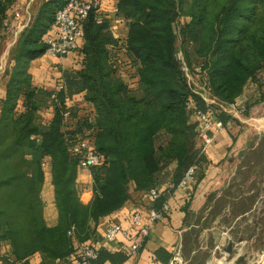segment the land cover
Wrapping results in <instances>:
<instances>
[{
	"label": "trees",
	"instance_id": "1",
	"mask_svg": "<svg viewBox=\"0 0 264 264\" xmlns=\"http://www.w3.org/2000/svg\"><path fill=\"white\" fill-rule=\"evenodd\" d=\"M20 1L0 0V21ZM67 1H43L21 31L7 71L0 103V244L8 243L12 252L0 255V264H30L35 256L39 264H77L76 242L92 244L100 220L124 207L132 192L157 189L170 165L175 164L173 187L153 200L155 209L192 166H198L193 180L204 178L214 164L203 150L195 112L205 101L181 70L178 51L198 79L201 68L223 104L242 105L238 98L250 81L264 93V0H114L125 37L114 36L107 15L98 21L91 11L83 24L79 67L60 68L53 88L36 85L31 63L46 54L44 39L53 36L56 13ZM47 110L49 120L43 117ZM216 115L224 123L230 118L221 110ZM80 141L102 158L88 169L93 199L87 204L77 186L82 154L73 152ZM47 162L58 209L53 227L45 221L41 196ZM263 180L264 137L244 154L232 183L233 198L251 192L248 199L227 202L233 214L252 206ZM97 249L95 264L127 259L122 250ZM156 254L168 263L170 254Z\"/></svg>",
	"mask_w": 264,
	"mask_h": 264
},
{
	"label": "crops",
	"instance_id": "2",
	"mask_svg": "<svg viewBox=\"0 0 264 264\" xmlns=\"http://www.w3.org/2000/svg\"><path fill=\"white\" fill-rule=\"evenodd\" d=\"M34 1L27 0L26 7L23 8L26 1L21 0L16 2L18 6L7 11L9 16L7 18L16 19L19 26L16 36L12 39L14 47L21 31L31 20V5ZM115 4L114 0H105L103 9L111 22L114 36L124 38L127 27L121 17L114 16ZM53 33L54 30H51L50 34ZM73 55L77 57L76 62H78L73 65L70 62L65 63L64 60L67 58L63 56L51 57L45 54L34 60L30 66L34 83L53 88L54 86L46 82L51 70L47 68V64L45 66V62L62 64L64 65L62 69L77 68L81 62V55L79 53L77 55L76 52ZM59 76H61V72H59ZM260 93L262 92L259 88L253 95L244 90L238 101L252 104L254 101L251 97L260 96ZM81 100L82 97L78 96L77 101L81 102ZM70 103L74 104L75 101L72 100ZM255 105L250 106L248 115L237 118V122L232 125L231 129L227 128L218 133L215 141L205 150L214 166L206 170L204 178L198 183L192 180L184 186H179L169 196L170 211L168 216L151 227L150 234L139 253L131 259H126L122 264H165L157 257L156 253L162 249L165 253L170 254L171 259L179 245L181 254L192 264H211V261L222 264L223 260H217L213 253L218 245L220 249L217 250V253L221 252V247H225L224 244L229 238L237 241L243 240L239 252L248 255L247 263L251 262L250 260L260 264L264 262V180L261 183L260 194L248 210L233 214L231 203H227L228 201L238 203V201L248 199L251 194V192L245 193L243 196L233 198L230 192L232 183L236 180L240 170L244 154L255 149L258 145L257 135L264 131V115L259 114L260 111L255 109ZM46 113L49 116L47 120L51 119L52 111L47 110ZM44 170L45 182L41 192L44 201V218L47 225L53 227L58 223V209L55 203L50 162L45 164ZM174 170L175 164L170 165L162 173L161 183L157 187L160 193L168 190V183H170L169 180ZM92 182L90 170L82 169L78 174L77 186L80 189L79 196L83 203H90L93 199V191L90 189ZM153 202L148 193L132 192L130 200L124 207L100 220L97 237L91 239L92 244L96 247L105 246L112 252L119 251L120 245L128 242V238L123 234H118L114 240L105 241L103 238L105 228L112 224H119L128 232L135 233L136 227L131 222L133 212L140 211L145 220ZM189 243L194 246L190 247ZM78 244L79 242H76L77 247ZM11 252L12 248L8 243L0 244L1 256L9 257ZM40 260L39 256H35L31 259L30 264H39ZM104 264L112 263L107 261Z\"/></svg>",
	"mask_w": 264,
	"mask_h": 264
},
{
	"label": "built area",
	"instance_id": "3",
	"mask_svg": "<svg viewBox=\"0 0 264 264\" xmlns=\"http://www.w3.org/2000/svg\"><path fill=\"white\" fill-rule=\"evenodd\" d=\"M105 0H68L67 3L57 11L55 21L53 24L54 34L44 39L47 44L46 54L51 57L66 56L72 52L78 51L81 48V42L84 36L83 24L91 11L99 15L98 21L106 18L103 9ZM18 6V3H15ZM113 12H117V8H113ZM0 27L4 30L10 31L16 27L14 22L7 19L0 21ZM176 59L181 64V70L187 75L189 81H194V76L187 66L182 51L176 53ZM197 73L201 78L197 79V83L190 82L194 86V91L199 94L205 101L203 109H198L195 112V119L197 120V130L200 135L203 150L209 147L218 133L225 127L231 124V120L238 115H242L247 111L244 105H238L236 102L232 104H223L219 102L212 94L206 77L201 68H197ZM199 77V76H198ZM264 83V80H263ZM63 86L59 85L58 89ZM226 105V106H225ZM216 106L219 108L216 109ZM226 107L231 108L227 110ZM216 110H221L230 115L227 122L221 121L217 115ZM232 117V118H231ZM239 117V116H238ZM73 152L81 155L80 167L89 169L91 166H97L102 163V158L94 152L93 147L86 141H80L73 148ZM198 166H192L186 173L184 179L179 186H184L194 179ZM169 187H173L169 183ZM92 190V186H90ZM152 200L159 198L160 192L157 189H152L149 193ZM170 211V204L168 201L159 209L151 207L147 217L143 218L140 211L136 210L131 216V222L136 227L135 233H130L119 224H112L105 228L103 238L105 241L114 240L118 234H123L128 238V242L122 243L120 250H122L127 259L136 256L140 249L144 246L147 237L150 234L151 227L163 220ZM73 232L70 231L69 233ZM220 249L218 245L216 251ZM77 264H95L94 261L98 258V249L95 245L86 242L79 243L76 250ZM168 264H189V261L181 254V251H175Z\"/></svg>",
	"mask_w": 264,
	"mask_h": 264
},
{
	"label": "rangeland",
	"instance_id": "4",
	"mask_svg": "<svg viewBox=\"0 0 264 264\" xmlns=\"http://www.w3.org/2000/svg\"><path fill=\"white\" fill-rule=\"evenodd\" d=\"M43 1L44 0H35L34 1V3L31 5V15H34L36 13V11L40 7V5L43 3ZM26 3H27V0H26L25 4L23 5V8L26 7ZM10 17L12 18L13 16H10ZM14 18H15V14H14ZM7 20H9L11 22H14L15 25H16V27H13L10 31H7V29L4 30L5 33L1 34V36H0V103H1V99L4 97V93H5V83H6V80H7V71L13 65L12 58H13V55H14V50H15L14 48L15 47L12 44V41H13L12 39L14 38V36H16L15 34L18 32V27H19L18 24H17L18 21L16 19L15 20H12V19L8 18ZM180 23H181V21H179L178 25ZM180 42L178 41V44L179 45H180ZM74 53L75 52H72V53H70V54H68L66 56H63L64 58H67L66 60H64L65 63H69L70 62L72 65L76 63L77 57L73 55ZM76 54L78 55V51H76ZM60 57H62V56H60ZM46 64H47V68L49 70H51V71H49L50 75L47 77L48 81H46V82L49 85H52L53 86L54 84H56V81L59 79L60 68H62L64 65H62V64H56V63H52V62H45V66H46ZM65 65H69V64H65ZM131 73H132L131 71L126 70V75L130 79H132ZM196 78L197 77L194 76V81L191 80L190 82H192V84H193V82H195L196 84H198ZM131 86H133L132 83H131ZM258 88L259 87L256 86L255 83H253L252 81H250V82H248V84L246 85V87H245L244 90L248 94L253 95V94H255L257 92ZM251 98L253 99V101L256 104V105L254 104L255 105L254 106L255 109L258 110V111H260L259 114H263L264 115V93H260V96L257 95L256 97L254 95ZM247 103L248 104H246L245 102H243V104H242V105L245 104V106L247 107V111L244 114H242V115H238L239 117L237 116L236 118H233L231 120V124L229 126L225 127L224 129L230 128L232 126V124H233L232 121L234 119H237V118H240L241 116L243 117V116H246V115L249 114V111H250L249 108H250L251 104H249V102H247ZM83 107H85V106H83ZM216 108H219V106L218 107L216 106ZM226 108H227V110H231V108H229V107H226ZM85 109H87V108H85ZM85 111H87V110H85ZM43 117L45 119H48L49 116L46 113V111L43 112ZM263 137H264V131H261L257 135V140L259 141L260 138L262 139ZM215 139H214V141H215ZM224 245H227V244H224ZM221 248H222V251L221 252L223 254L221 252H219V253L214 252L213 253V256H215V258L217 260H223V263L222 264H232L233 260H231L229 258V256H227L224 253L223 247H221ZM208 259H209V257H208ZM208 259L206 260V262L208 261ZM217 263L218 262H216V261L215 262L214 261H211V264H217ZM189 264H192V262H189Z\"/></svg>",
	"mask_w": 264,
	"mask_h": 264
},
{
	"label": "water",
	"instance_id": "5",
	"mask_svg": "<svg viewBox=\"0 0 264 264\" xmlns=\"http://www.w3.org/2000/svg\"><path fill=\"white\" fill-rule=\"evenodd\" d=\"M242 242H243L242 239L237 241V240H234L232 238H229L226 241L227 245H225V247L223 248V251L227 256H229V258L231 260H233L232 264H249V263L250 264H260L256 261H252V260H250L251 262L247 263L248 255L241 254L239 252V248L241 247ZM177 251H180V245L177 248ZM261 264H264V262Z\"/></svg>",
	"mask_w": 264,
	"mask_h": 264
}]
</instances>
